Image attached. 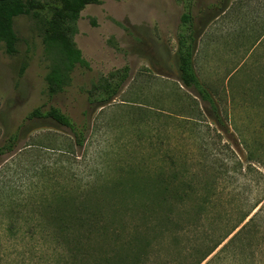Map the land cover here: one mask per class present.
I'll return each mask as SVG.
<instances>
[{
    "label": "rangeland",
    "instance_id": "374dc122",
    "mask_svg": "<svg viewBox=\"0 0 264 264\" xmlns=\"http://www.w3.org/2000/svg\"><path fill=\"white\" fill-rule=\"evenodd\" d=\"M183 12L182 0L87 6L73 40L88 68L77 66L53 97L41 38L29 18L14 19L17 55L0 45V264H196L246 215L203 264H264V0H192L200 36L193 65L218 95L220 126L178 82ZM123 67L117 97L91 109L92 84ZM50 108L88 126L82 149L50 119H27ZM14 135L12 150H3ZM157 178L185 180L197 194L163 203L152 188ZM198 194L210 203L196 220ZM80 207L97 213L106 231L76 228ZM56 216L65 218L69 245L57 243L65 226L52 224Z\"/></svg>",
    "mask_w": 264,
    "mask_h": 264
},
{
    "label": "trees",
    "instance_id": "16d2710c",
    "mask_svg": "<svg viewBox=\"0 0 264 264\" xmlns=\"http://www.w3.org/2000/svg\"><path fill=\"white\" fill-rule=\"evenodd\" d=\"M122 1V0H117ZM101 0H0V45H2L4 54L11 58L17 55L18 47L21 42L20 37L14 30V19L18 17L29 18L41 38L46 60L48 62V72L45 77L46 92L49 97L62 92L71 83V74L77 66L88 68V64L83 60L81 52L74 44V37L77 34V22L81 12L90 5H99ZM184 12L180 18V27L177 33L176 42V68L178 72V82L180 86L188 91L192 90L196 93L201 104H204L215 115L217 124L220 126V106L218 96L213 89L202 82L194 68L193 61L198 49L200 36L196 35V28L190 14L192 0H182ZM24 66L21 72L24 71ZM128 68L123 67L119 70L110 72L106 77L100 78L92 84V87L87 91V102L91 109L103 108L110 101L117 97L119 90L127 79ZM230 81V80H229ZM258 88H254L251 94V103H260V92L262 86L258 84ZM27 119H50L60 127L66 128L71 133L72 145L75 148L82 149L86 140L88 126L85 123L76 124L68 116L61 113L58 109L50 108L43 112L41 109L32 111ZM17 136L9 138L3 150L11 151L16 144ZM245 148L248 147L243 138L241 139ZM250 153V152H249ZM252 156V154H249ZM152 188L156 189L161 194V201L168 203V199L186 202L187 197L197 194L196 187L190 186V182L175 179L170 180H154ZM118 188L125 191V185L121 182L117 184ZM186 188H185V187ZM161 187V188H160ZM137 190H141L135 188ZM117 192H121L115 189ZM196 203L193 208L197 207L199 215L196 220L200 219V215L206 213V207L210 203L208 194L196 195ZM198 200L200 201L197 206ZM150 202L144 205L145 211L150 209ZM81 209V210H80ZM80 212L73 215V225L76 228L85 229L87 232L94 230L96 227H101L99 215L93 213L84 207L79 208ZM248 215L244 216L238 225L232 228L231 231L225 233L216 241L211 238L210 243L215 241L210 249L203 253L196 264H203L242 224ZM58 225L65 226L59 230L57 235V243L63 246L69 245V233L66 224L63 222L65 218L58 216L51 218ZM251 221V219H250ZM246 225H244L235 235H233L226 245L221 250H224L230 243L238 239ZM106 231L103 226L102 229ZM111 230V229H110ZM207 237V236H206ZM208 238V237H207ZM84 238V240H86ZM210 246V245H209Z\"/></svg>",
    "mask_w": 264,
    "mask_h": 264
}]
</instances>
